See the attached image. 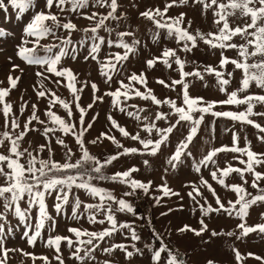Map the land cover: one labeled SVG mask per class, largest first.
I'll return each instance as SVG.
<instances>
[{
  "label": "snow or ice",
  "instance_id": "obj_1",
  "mask_svg": "<svg viewBox=\"0 0 264 264\" xmlns=\"http://www.w3.org/2000/svg\"><path fill=\"white\" fill-rule=\"evenodd\" d=\"M192 5L204 18L211 13L207 30L194 28V20L184 11L169 14L173 8ZM130 7L151 25L146 37L132 27L121 0H0V11L15 10L17 20L31 13L14 56L34 70L31 87L36 97L35 102L23 96L18 103L11 100L25 68L9 57V73L0 80V264H12L16 256L24 258L21 264H120L117 252L123 264H133L137 257H145L148 264H188L186 253L171 247L155 228L149 242L137 246L142 236L134 223L121 222L117 215H135L126 198L138 189L147 194L155 187L160 193L154 197L157 205L165 197L182 201L184 196L167 180L181 166L195 177L182 188L193 211L199 212V227L184 224L176 231L196 237L210 232V237L236 240L256 233L264 239V222H247L253 207L264 208V0H163L162 7L142 11L130 0ZM81 20L87 23L81 26ZM10 35L14 34L0 27V38ZM149 40L158 51L144 56ZM201 43L216 57L215 63L192 61V70H185L189 61L181 54L193 53ZM81 61L94 63L102 79L92 80L90 74L81 78L68 63ZM133 61L143 67H132ZM157 65L175 71L178 78H154L175 98L158 95L150 86L147 73ZM17 72L21 75H14ZM206 76L214 77L223 99L192 94L194 81L209 86ZM61 87L68 97L57 92ZM99 106L105 127L89 138L101 116L95 111ZM226 106L236 110H224ZM209 116L214 120L206 124ZM221 118L255 129L261 149L231 128L225 129L230 143L211 144L215 120ZM202 126L208 128L209 140L204 143L209 146L194 152ZM105 142L115 151L91 150L105 147ZM169 148L159 185L134 178L133 173L140 171L134 165L109 174L122 158H156ZM142 164L150 167L151 161L145 158ZM100 182L127 185L130 190L118 197ZM214 215L237 219L238 232L210 230L206 220ZM61 219L72 222L66 234L58 231ZM259 219L264 221V211ZM17 231L27 248L34 250L40 243L48 254L9 247ZM117 235L130 243L116 242ZM232 251L236 264L248 257L264 264L262 256L251 252L244 256L234 247Z\"/></svg>",
  "mask_w": 264,
  "mask_h": 264
},
{
  "label": "rangeland",
  "instance_id": "obj_2",
  "mask_svg": "<svg viewBox=\"0 0 264 264\" xmlns=\"http://www.w3.org/2000/svg\"><path fill=\"white\" fill-rule=\"evenodd\" d=\"M121 2L123 3L125 9H127L129 12L132 27L139 29V35L146 37L147 28L151 27V25L146 21H142L138 17V10L136 8L130 7V0H121ZM132 2L138 3L139 10L142 11L146 7H162L163 0H132ZM181 11L186 12L189 19L194 20V28L200 27L204 30L208 29L211 22V13L208 14L207 18H204L201 16L199 8L195 5H192L191 7L186 6L183 8H173L172 10H170L169 14L176 15ZM30 14L31 13H26L22 19L17 20L15 18V10L10 9L9 13H3L2 11H0V27H4L8 32L14 34L6 38H0V80H3L9 73V57H13L15 63L21 64V67L25 68V72L22 74V80L18 86V89L13 90V92L11 93V100L16 103L19 102V98L21 96H23L24 100H30L31 102H35L36 100L31 87L35 80V77L33 75L34 70L30 67H25V65L14 56L15 46L19 41L22 27L27 22ZM79 23L81 26H83L87 22L81 20ZM148 43L150 45V49H145L143 51L144 56H149L158 51V46L152 45L150 40L148 41ZM227 54L229 56L233 55L231 51H229ZM181 55L182 58H186L189 61L185 68V70L187 71H191L195 66L192 61H195L197 64H209L215 63L216 61V57H213L210 54L208 48L202 43L200 44L199 49L194 50L193 53ZM68 63L75 71L81 74V78H84L90 74L92 80L99 82L102 79L98 75L97 66L94 63H84L82 61L76 63ZM132 67L142 68L143 64H137L135 61H133ZM229 70L231 69L229 68ZM14 75H21V73L17 72L14 73ZM147 75L149 77L150 86L156 90V93L158 95L163 96L165 94H168L175 98L174 92H167V90H163L161 86L157 85L154 81V78L156 77L165 78L171 76L172 78H178L175 71L166 69L162 65H157L156 69L148 70ZM206 80L209 85L208 87H203L201 81H194L192 94L202 95L207 99H223L224 95L222 93H219L215 87L214 77L206 76ZM232 87L234 88L235 84ZM57 92L64 97L69 96L67 90L62 87L58 88ZM82 99L85 104L89 102L87 91L84 93ZM40 107L43 109L44 104L41 103ZM229 109L236 110V106H226L224 110ZM239 110H243V106H241ZM95 111L101 112V116L98 122L95 124L94 129L91 130V135L89 136V138L94 137L105 127L103 106L97 107ZM213 120V117H207L206 124L209 121ZM226 128H231L234 131H237L242 138L245 136L248 137V139L253 141V146L256 150L261 149V145L254 138V133L256 131L255 129L250 126L241 125L239 123L232 122L223 118L215 120V139L211 140V144L219 146L221 143H230V133L225 130ZM202 129L203 130L199 133L196 141L194 142V152L203 150L209 146L204 143L205 141L209 140L208 128L202 126ZM176 139V136L172 137L173 144L176 142ZM243 142V139H241V145H243ZM105 145V147L91 146V150L94 153H99L101 151L111 153L115 151V147L110 145L108 142H105ZM57 150L59 151V149ZM168 151H171V148L167 149L163 156H159L156 158L140 156L122 158L119 162L115 163V167L109 170V174H111L112 171L123 170L129 166L134 165L140 169L139 172L133 173L134 178L144 182L151 180L153 181L154 185H159L162 182L161 177L163 175V168L166 166L164 161L166 159ZM145 158L150 159V167H145L142 164V160ZM57 159H59V156H57ZM223 159V154H221V160ZM205 175H207V173H205ZM194 178V175L191 174L190 170H188L186 166H181L175 173L170 172L168 174L167 180L169 185L174 190L181 192V195L184 196V199L182 201L176 197H172L170 199L165 197L160 205L155 204L154 197L156 195H160L155 187H153L147 194L144 193L143 190L138 189L135 191V194L133 196L126 198L136 210L135 215L131 213H118L117 215L118 219L121 222L134 223V226L137 228L138 233L142 236V240L136 242L137 246L143 248L144 244L149 242L151 230L155 228L163 236L165 242L169 243L171 247L178 248L182 253H186L188 264H206L207 260L209 259L214 260L215 264H236L232 251L233 247L238 249L244 256H247V254L251 252L255 255L264 257V239H262L261 236L256 233L249 234L242 240H236L234 236L228 237L226 235L210 237V232L205 233L201 237H196L192 233H179L178 231H176V229L184 224H189L195 228L199 227V212L193 211V203L185 195L186 190L182 188V185L184 183ZM100 183L107 190L111 191L118 197L122 196L123 192L130 190L127 185L114 184L111 182ZM181 205H183L182 209L180 208ZM170 208L172 209L171 212H169ZM261 211H264V208H261L260 206H255L250 210V217L247 221L249 225L257 222H264L260 221L259 219V213ZM164 212H168L169 214L167 216L161 215V213ZM206 222L209 224L210 230H216L218 232L235 230L238 232V230L236 229V225L239 221L234 218H228L226 216L217 217L214 215L211 219L206 220ZM70 224H72L70 220L65 221L64 219H61L58 231L60 233L66 234V226ZM85 226L89 227L87 224H85ZM114 239L116 242L130 243V241H124L123 238L119 235H117ZM151 242L155 243V241ZM8 246L23 247L26 248L27 251H35L38 254H48V250L43 248L42 244L40 243H38L37 247L34 250L31 248H27L24 240L20 238L19 231H17L14 237L10 238ZM65 255H67V253H65ZM115 256L118 258L120 264H123L122 254L117 252ZM23 259V257L16 256L13 258L12 264H21V261ZM27 264H31V262L28 261ZM36 264H40V261H37ZM133 264H148V262L145 257H137L133 260ZM243 264H260V262L251 257H248L243 262Z\"/></svg>",
  "mask_w": 264,
  "mask_h": 264
}]
</instances>
